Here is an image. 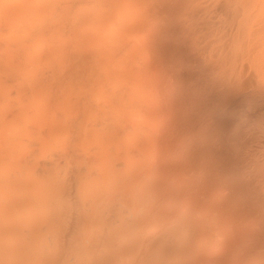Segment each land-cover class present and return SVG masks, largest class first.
Wrapping results in <instances>:
<instances>
[{
    "label": "bare ground",
    "instance_id": "bare-ground-1",
    "mask_svg": "<svg viewBox=\"0 0 264 264\" xmlns=\"http://www.w3.org/2000/svg\"><path fill=\"white\" fill-rule=\"evenodd\" d=\"M0 264H264V0L0 2Z\"/></svg>",
    "mask_w": 264,
    "mask_h": 264
},
{
    "label": "rangeland",
    "instance_id": "rangeland-1",
    "mask_svg": "<svg viewBox=\"0 0 264 264\" xmlns=\"http://www.w3.org/2000/svg\"><path fill=\"white\" fill-rule=\"evenodd\" d=\"M5 0H0V2H4Z\"/></svg>",
    "mask_w": 264,
    "mask_h": 264
}]
</instances>
